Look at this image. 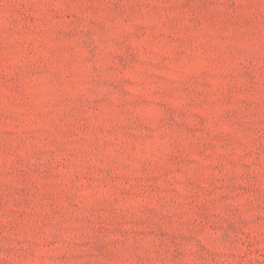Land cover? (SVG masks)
<instances>
[{
    "label": "rangeland",
    "instance_id": "rangeland-1",
    "mask_svg": "<svg viewBox=\"0 0 264 264\" xmlns=\"http://www.w3.org/2000/svg\"><path fill=\"white\" fill-rule=\"evenodd\" d=\"M0 264H264V0H0Z\"/></svg>",
    "mask_w": 264,
    "mask_h": 264
}]
</instances>
